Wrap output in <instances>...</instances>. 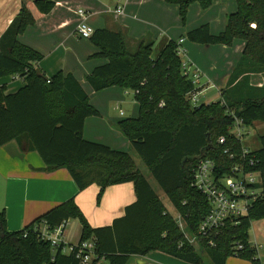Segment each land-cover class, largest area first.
<instances>
[{
	"label": "trees",
	"instance_id": "1",
	"mask_svg": "<svg viewBox=\"0 0 264 264\" xmlns=\"http://www.w3.org/2000/svg\"><path fill=\"white\" fill-rule=\"evenodd\" d=\"M30 1L42 14H48L55 6L51 0ZM166 2L179 7L183 24L191 4L200 2L204 9L212 5V0ZM237 5V13L229 16L221 34L213 35L210 27L204 25L185 36L198 45L232 46L235 40L246 43L221 99L198 107H193L188 97L201 88H195L192 77L185 75L178 42L169 41L154 58L153 42L141 41L132 53L121 30H96L90 39L99 49L98 57L108 63L96 68L86 82L95 92L119 87L134 95L139 116L119 122L116 129L129 139L132 152L169 198L185 223L182 231L178 219L167 211L134 161L132 152L116 151L84 139L86 119L100 113L90 104L89 95L74 75L60 72L47 77L39 68L43 56L19 41L36 21L27 2H22L18 16L0 39V79L19 77L24 82V87L15 93L0 87V147L12 141H27L28 149L41 156L48 171L68 170L81 191L97 184L100 199L108 187L134 183L137 201L111 226L96 229L87 222L74 199L17 232L8 231L6 212L1 211L0 264H80L75 253L65 254L63 247L55 250L51 243L39 238L44 224L54 230L71 219L82 223L80 242L96 244L98 258L92 264L102 260L129 264L133 256L144 257L153 251L190 264H204L201 253L186 239V234L197 235L210 210L204 196L193 187L194 169L201 157H207L216 161L221 174L227 173L234 164L230 156L241 155L243 147L230 135L234 117L248 129L254 122H264V85H250L251 75H264V0H237ZM221 137L226 138L224 145L218 143ZM260 141L261 148L254 154L263 198L247 217L213 235L214 247L201 239L200 250L213 264H227L230 257L261 264L256 258L258 250L249 240L252 221L264 220V135ZM237 245L242 246L238 253Z\"/></svg>",
	"mask_w": 264,
	"mask_h": 264
},
{
	"label": "crops",
	"instance_id": "2",
	"mask_svg": "<svg viewBox=\"0 0 264 264\" xmlns=\"http://www.w3.org/2000/svg\"><path fill=\"white\" fill-rule=\"evenodd\" d=\"M51 1L55 6L48 14L40 13L34 2H28L27 7L36 21L19 37V41L43 56L39 68L47 77L62 72L74 75L82 83L90 97V104L100 113L98 117L86 119L84 139L104 144L116 151L132 152L129 139L116 126L123 120L137 118L140 114L139 104L132 93L122 88L95 92L86 82V77L96 68L107 64L108 60L98 57L99 49L90 39L78 37L77 28L83 21L79 11L85 12L86 22L94 31L121 30L127 37L128 49L132 53L136 52L141 41L153 42V57L157 58L169 41L185 39L182 60L201 75L198 87L201 88L198 92L201 104L221 99V93L228 86L246 46L242 40H235L232 46L198 45L185 37L204 25L210 27L213 35L224 32L229 16L238 11L237 0H212L208 9H204L200 2H195L188 9L186 24L182 22L179 7L168 4L166 0ZM22 2L0 0V39L18 16ZM119 7L124 9L122 14L116 12ZM250 85L261 88L264 75H251ZM1 86H5L9 93H15L24 87V82L19 77H5L0 79ZM209 92H213L214 98L205 101ZM215 95L218 98L215 99ZM256 130L264 131V122H254L249 132ZM28 147L27 141L21 144L12 141L0 147V212H6L7 229L10 232L23 230L51 209L72 199L92 228L108 227L123 217L126 208L137 201L134 183L108 187L101 199L98 198L100 187L97 184L81 191L68 170L48 171L41 156ZM147 180L157 193L156 181ZM82 232L83 226L79 219L69 220L65 229L66 242L78 244ZM98 264L109 263L102 260ZM129 264L190 263L153 251L144 257L133 256ZM227 264L252 263L235 258L228 260Z\"/></svg>",
	"mask_w": 264,
	"mask_h": 264
},
{
	"label": "built area",
	"instance_id": "3",
	"mask_svg": "<svg viewBox=\"0 0 264 264\" xmlns=\"http://www.w3.org/2000/svg\"><path fill=\"white\" fill-rule=\"evenodd\" d=\"M116 12L122 14L124 12L123 7H119ZM79 14L83 17V21L77 28V35L81 39L89 40L94 34V30L87 24L85 12L79 11ZM184 42L185 39L178 41L179 55L181 56L185 54ZM184 67L185 75H190L195 88H198L201 80L200 73L197 70L190 69L186 64H184ZM198 96V92H192L188 97L193 107L201 105ZM163 105L164 102H161L159 106L162 107ZM230 114L234 116L233 112H230ZM234 120L235 125L231 128L230 135L243 144V139L249 133V129L244 126L241 119L234 117ZM218 143L224 145L226 138L221 137ZM225 153H229V150H226ZM230 158L234 161V164L225 174L220 173L215 160L207 157H201L194 169L193 187L204 196L210 207L209 213L200 223L197 235H191L192 238H189L190 234H186L187 241L196 250L201 247V239L207 241L209 247H214L211 237L220 234L228 224H236L242 218L247 217L256 203L263 198L262 178L261 173L256 170L258 160L254 151L243 144L241 155L232 154ZM67 223L63 222L54 230H50L44 224L40 228L39 238L44 242L51 243L55 250L63 247V253H75L80 264H92L93 260L98 258L95 242L68 244L65 240ZM178 225L184 231L180 216ZM255 248L259 250V246L256 245ZM235 249L238 253L239 250H242V246L237 245Z\"/></svg>",
	"mask_w": 264,
	"mask_h": 264
},
{
	"label": "rangeland",
	"instance_id": "4",
	"mask_svg": "<svg viewBox=\"0 0 264 264\" xmlns=\"http://www.w3.org/2000/svg\"><path fill=\"white\" fill-rule=\"evenodd\" d=\"M23 1H26L27 4H28V2H32L30 0H23ZM212 93L213 92L207 93L206 94V100L205 99H203V100H205V101L212 100L214 98L213 97L214 94H212ZM216 98H218V97L216 96L215 99ZM137 110H138V108H137ZM137 113L139 114V111ZM263 134H264V131H262V130H261V132H259L257 130L256 131H250L249 133L246 134L245 138L243 139L244 145L249 146L252 150L253 149L257 150V149L261 148L260 137L263 136ZM132 156H133V159L136 162V164L141 168L142 173L145 175V177L150 178V180H152L151 182H153V178L151 176L150 170L146 167H143L141 159L139 158V156L135 152L132 153ZM155 189L158 193V196H159L161 202L168 209L171 216L178 219L179 215H177L176 209L174 208V206L170 202L169 198L160 189V187L158 186L157 183L155 184ZM183 225L185 227L184 222H183ZM189 238H192V236L189 235ZM249 240H250L251 245L259 246L258 256L256 258L260 259L261 262L263 263L264 262V247H261V246H264V220H253L252 221V224H251V227L249 230ZM197 252L201 253V256L203 257L204 264H213L211 259L205 253V251L197 249ZM235 258H237V257H235ZM235 258L230 257L228 260L235 259Z\"/></svg>",
	"mask_w": 264,
	"mask_h": 264
}]
</instances>
